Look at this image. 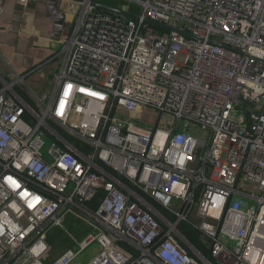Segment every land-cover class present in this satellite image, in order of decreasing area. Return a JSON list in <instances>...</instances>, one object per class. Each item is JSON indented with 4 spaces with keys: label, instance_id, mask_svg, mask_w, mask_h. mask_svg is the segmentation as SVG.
<instances>
[{
    "label": "built area",
    "instance_id": "obj_1",
    "mask_svg": "<svg viewBox=\"0 0 264 264\" xmlns=\"http://www.w3.org/2000/svg\"><path fill=\"white\" fill-rule=\"evenodd\" d=\"M114 2H73L34 108L16 92L25 76H0V264H75L94 243L88 264H264V0ZM78 211L94 231L46 263L50 232Z\"/></svg>",
    "mask_w": 264,
    "mask_h": 264
},
{
    "label": "crops",
    "instance_id": "obj_2",
    "mask_svg": "<svg viewBox=\"0 0 264 264\" xmlns=\"http://www.w3.org/2000/svg\"><path fill=\"white\" fill-rule=\"evenodd\" d=\"M1 1L0 76L18 73L28 84L38 86L44 81V72L37 70L56 63L53 55L73 29V17L67 16L69 0H33L31 7L20 5L19 0Z\"/></svg>",
    "mask_w": 264,
    "mask_h": 264
},
{
    "label": "rangeland",
    "instance_id": "obj_3",
    "mask_svg": "<svg viewBox=\"0 0 264 264\" xmlns=\"http://www.w3.org/2000/svg\"><path fill=\"white\" fill-rule=\"evenodd\" d=\"M19 2L20 5H22L20 0ZM98 2H103V0H98ZM33 3H34L33 0H28V7H31ZM77 8H78L77 5H74L73 2L68 1L67 16H70L71 18L72 15L73 19L71 18L70 23L71 26L73 24V28L77 18L76 16ZM58 63H59L58 61H56V63L55 62L48 63L43 65L42 67H40V69L37 70L40 72H44V81L41 84H39L38 86L31 85L28 84L25 79L26 86H22L21 88L25 89L32 98H33V93L39 94V92L43 90L46 92H50L52 85L54 83L55 76L57 75L58 72L57 71ZM131 111H133L132 106H128V108L125 109V112H131ZM142 119L143 121L149 124H154L156 117H153V115H145L142 117ZM147 127L150 129L153 126L149 125ZM211 135H212L211 131H204V130L195 133V136L197 137L198 141L204 148H208L211 140ZM93 231L94 229L92 224L82 215L81 212L78 211L70 214L65 219V222L63 223L62 226L56 227L50 232V239L48 243L49 252L46 258V263L51 262L52 260L58 258L61 254L69 250L76 249L78 247L79 242ZM100 253H101V248L99 247L98 244L94 243L79 255L75 264H88L93 259H95Z\"/></svg>",
    "mask_w": 264,
    "mask_h": 264
},
{
    "label": "trees",
    "instance_id": "obj_4",
    "mask_svg": "<svg viewBox=\"0 0 264 264\" xmlns=\"http://www.w3.org/2000/svg\"><path fill=\"white\" fill-rule=\"evenodd\" d=\"M109 4H115L114 0H106ZM16 92L28 103L32 108H34L35 104L33 102L32 97L27 93V91L21 87L16 89ZM104 192H100L93 200L90 202H86L83 204V207L90 213H95L99 208L101 201L103 199ZM156 208L164 215L169 217L170 220L174 221L175 219L169 215L168 211L162 207H160L155 202L151 201ZM179 232L203 255L208 256L210 253V248L204 242V234L191 223L182 222L178 225ZM50 235L48 237L49 243Z\"/></svg>",
    "mask_w": 264,
    "mask_h": 264
},
{
    "label": "water",
    "instance_id": "obj_5",
    "mask_svg": "<svg viewBox=\"0 0 264 264\" xmlns=\"http://www.w3.org/2000/svg\"><path fill=\"white\" fill-rule=\"evenodd\" d=\"M69 1H72V2H75V3H83L84 0H69ZM92 5L97 8L98 10H102V11H107V12H112V13H117V14H120V15H123V16H126V17H129V18H132V19H135L136 17L131 15V14H128L126 12H123L121 10H118V9H115V8H111L107 5H104V4H100V3H96V2H93ZM149 24L153 27H156V28H165L167 30H170L172 31L171 28H168L166 27L165 25H162L160 23H157V22H154V21H149ZM185 35H188L187 33H185ZM185 238V237H184ZM186 239V238H185ZM187 240V239H186Z\"/></svg>",
    "mask_w": 264,
    "mask_h": 264
}]
</instances>
